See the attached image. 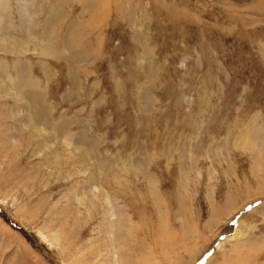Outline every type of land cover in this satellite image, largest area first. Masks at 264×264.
Masks as SVG:
<instances>
[{"label": "rangeland", "instance_id": "374dc122", "mask_svg": "<svg viewBox=\"0 0 264 264\" xmlns=\"http://www.w3.org/2000/svg\"><path fill=\"white\" fill-rule=\"evenodd\" d=\"M0 264H264V0H0Z\"/></svg>", "mask_w": 264, "mask_h": 264}]
</instances>
